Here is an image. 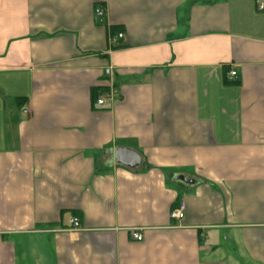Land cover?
Returning a JSON list of instances; mask_svg holds the SVG:
<instances>
[{"label": "crops", "instance_id": "obj_1", "mask_svg": "<svg viewBox=\"0 0 264 264\" xmlns=\"http://www.w3.org/2000/svg\"><path fill=\"white\" fill-rule=\"evenodd\" d=\"M258 2L0 0V264H264Z\"/></svg>", "mask_w": 264, "mask_h": 264}, {"label": "built area", "instance_id": "obj_2", "mask_svg": "<svg viewBox=\"0 0 264 264\" xmlns=\"http://www.w3.org/2000/svg\"><path fill=\"white\" fill-rule=\"evenodd\" d=\"M258 5H257V9L259 11H264V0H258ZM95 14L96 16L98 17H101L103 15V12H102V9L98 8L95 10ZM122 37L121 34H118L117 35V38L120 39ZM229 76L230 77H233L235 76V72H230L229 73ZM95 103H97L98 106H105V101L102 100V99H98ZM184 206L183 204H180L178 206V208H175V209H172L169 213V219L170 220H174V221H181V219L183 218L184 216ZM70 225H71V228L72 230L74 231H77L80 229V225H79V221L76 219V218H72L70 220ZM132 239L137 241V242H140V240L142 241L143 238H141L142 236L139 234V230H133L132 231Z\"/></svg>", "mask_w": 264, "mask_h": 264}, {"label": "water", "instance_id": "obj_3", "mask_svg": "<svg viewBox=\"0 0 264 264\" xmlns=\"http://www.w3.org/2000/svg\"><path fill=\"white\" fill-rule=\"evenodd\" d=\"M108 72L106 73V75ZM108 76V75H107ZM114 163L126 168L135 169L138 168L141 165V158L138 156L137 153L127 150V149H116L114 154ZM177 181L183 183L185 186H193L195 184V181L188 179L184 176H179L177 178Z\"/></svg>", "mask_w": 264, "mask_h": 264}, {"label": "trees", "instance_id": "obj_4", "mask_svg": "<svg viewBox=\"0 0 264 264\" xmlns=\"http://www.w3.org/2000/svg\"><path fill=\"white\" fill-rule=\"evenodd\" d=\"M100 94H103L104 92H99Z\"/></svg>", "mask_w": 264, "mask_h": 264}]
</instances>
